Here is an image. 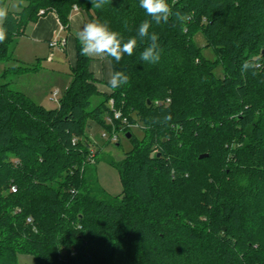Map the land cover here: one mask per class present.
I'll use <instances>...</instances> for the list:
<instances>
[{"label": "trees", "instance_id": "obj_1", "mask_svg": "<svg viewBox=\"0 0 264 264\" xmlns=\"http://www.w3.org/2000/svg\"><path fill=\"white\" fill-rule=\"evenodd\" d=\"M24 1L20 12L7 11L0 62L14 59L15 38L41 10L69 30L77 8L125 41L151 20L139 0L99 9L91 0ZM167 2L168 23L149 29L159 36V62L140 59L149 42L138 40L132 56L113 62L129 82L111 95L98 91L80 45L56 109L1 81L36 68L13 64L0 76V264L20 256L39 264H264V0ZM198 33L214 63L197 47ZM245 61L259 67L244 71ZM113 111L144 125V138L108 124ZM93 124L131 135L132 151L110 162L123 184L119 197L90 168ZM110 144H96V158Z\"/></svg>", "mask_w": 264, "mask_h": 264}, {"label": "rangeland", "instance_id": "obj_2", "mask_svg": "<svg viewBox=\"0 0 264 264\" xmlns=\"http://www.w3.org/2000/svg\"><path fill=\"white\" fill-rule=\"evenodd\" d=\"M18 4H19V0H5L4 9H6V11H18L19 9ZM18 39H16L15 44L11 46L10 52L13 55L15 54L14 58L16 59L20 58V60L22 61V64L19 61L14 62V59L10 61L9 63L5 61L0 62V76L3 74V71L6 67L13 66V64L15 65L19 64V65H23L27 67L37 66V68H39L40 70H39V73H37L36 77H33L35 76L36 73H30L25 78L20 79L22 81L18 80L19 82L14 83V85H12V88L14 90H17V91L20 90L24 92L25 87H28L30 85L34 86L36 80L38 79V82L42 83L40 86H42L44 88V91L47 92L46 93L47 94L46 99L48 101V103L46 104L47 109L48 110L56 109L58 107V103H51L52 102L51 100L54 99V89H55L54 85H56L55 82H57V80L60 78L61 82L71 83L72 81L71 72L68 73V71H66V68H64V65L62 67L58 65L59 66V69H58V68H55L54 64H47L44 60L39 61L37 64V62L35 61L33 62L32 60L26 58L25 50L22 48L23 42L19 43L18 45ZM194 41L197 47L202 49L203 56L207 60L214 63L217 59L215 51L213 48L207 45V41L205 37L203 36V34L202 33L196 34V36L194 37ZM214 73L218 76H222L223 68L220 65H218L215 68ZM54 75L57 76V78L52 77ZM12 80L15 81L14 76L12 74H8L7 78L1 79L2 82H11ZM58 89L60 88L58 87ZM63 91L64 90H62L61 93H63ZM50 96H51V99H50ZM35 99L36 98H34V100ZM35 101H37V99ZM133 118L134 120H136L135 115L133 116ZM102 131L103 130L98 125L93 124L92 128L88 131V135L90 136L91 140L96 141L98 144H104V142L106 141L103 140L102 138V133H103ZM128 131L132 133L133 136L141 140V138L142 139L144 138V132L146 131V128L144 125H142L138 121H135V123H132L128 127ZM132 149H133L132 142L128 138L125 137L124 133H121L120 141L112 143L108 145L106 148H104L98 154L95 164H92L90 166V168L93 170V173L97 175L99 185L101 186V188L111 197L121 196L123 194L124 188H123V184H122L118 169L112 166L110 162L114 161L116 163H119L123 161L125 159L126 154L131 152ZM155 153L156 152L152 154V157L155 155ZM157 177H158V181L160 183L161 189H165L167 187V183H165L159 175H157ZM3 196H7V193L4 192ZM205 230H207V233H209L208 228L205 227ZM224 230H226V227H224ZM18 264H39V263L35 257L20 256L18 259Z\"/></svg>", "mask_w": 264, "mask_h": 264}, {"label": "clouds", "instance_id": "obj_3", "mask_svg": "<svg viewBox=\"0 0 264 264\" xmlns=\"http://www.w3.org/2000/svg\"><path fill=\"white\" fill-rule=\"evenodd\" d=\"M110 0H91L92 6L99 9ZM139 6L145 11L151 20H144L138 27L137 37H132L126 41L122 39L120 33L111 30L107 21L94 20L83 24L78 32V42L80 45V55L105 63L108 68L107 82L101 87L107 92H112L129 82L128 75L123 71L112 70L113 62L119 64L125 55L132 56L139 42L145 39L149 42L140 53V59L150 63H158L162 49L160 47L159 36L156 32H149L154 22L156 25L166 24L173 15L172 8L167 0H139ZM7 17L6 9L0 7V42L6 38V29L3 27ZM97 68V65H93ZM242 70L258 68V64L245 61ZM255 74V73H253ZM166 119H171L170 116Z\"/></svg>", "mask_w": 264, "mask_h": 264}, {"label": "crops", "instance_id": "obj_4", "mask_svg": "<svg viewBox=\"0 0 264 264\" xmlns=\"http://www.w3.org/2000/svg\"><path fill=\"white\" fill-rule=\"evenodd\" d=\"M25 5L26 3L24 0H19L18 11H12V12H20ZM39 14H40L39 19L36 22L29 23L24 33L21 36L15 38V42L16 39L18 38H19L18 45L19 43L23 42L22 48L25 50V57L32 60L33 62L35 61L38 64L39 61L44 60L47 64H54L55 68L58 69H59L58 65H60L61 67L64 65V68H66V71H68V73L72 72V70L77 67V63H78V47H79L78 32L79 29L83 26V24L89 22L88 17L84 12L80 10H74L70 18L69 30H66L61 25L57 15L54 12L52 11L47 12L45 10H41ZM51 42H57L59 43V45L53 48L50 45ZM60 43H64L65 46H60ZM12 56L14 58L15 54L14 55L12 54ZM14 59L16 62L19 61L22 64L20 58L19 59L14 58ZM90 59H91L90 71L94 76L95 86L97 87L100 93L111 95L113 91L107 92L103 90V88L101 87L103 84L107 82V74L109 71L108 66L99 60H94L92 58ZM93 65H97L98 67L94 68ZM30 68H36V70L27 72L26 74L24 73L23 75L20 76H14L15 81L12 80L11 84L14 85V83L22 81L20 79L25 78L30 73H36L35 76H33L36 77L40 69L37 68V66H33ZM112 70H114L113 65H112ZM52 77L57 78V76L55 75ZM41 84L42 83L38 82L37 79L34 86L30 85L24 88V92L20 90L18 92L25 94L26 96L31 98L35 103L47 108L46 107V104L48 103L46 99L47 92H45L44 88L40 86ZM55 84L56 85H54L55 86L54 93L58 92L57 101L53 99L51 100L52 102L50 101L51 103H59L60 98L63 96L64 92L67 90V88L70 85V83L61 82L60 78L57 80V82H55ZM58 87L60 89H58ZM62 90H64L63 93H61ZM34 98H36L37 101H35L36 99L34 100Z\"/></svg>", "mask_w": 264, "mask_h": 264}, {"label": "built area", "instance_id": "obj_5", "mask_svg": "<svg viewBox=\"0 0 264 264\" xmlns=\"http://www.w3.org/2000/svg\"><path fill=\"white\" fill-rule=\"evenodd\" d=\"M75 10H78V9L75 8ZM50 45H51V47L54 48V47L58 46L59 43L51 42ZM60 46H65V45H64V43H60ZM57 96H58V92H55L54 93V99L56 101H57ZM170 102H171L170 100H167L166 103H170ZM110 104H111V106L113 108V104H114L113 100H111ZM157 105H160V103H158ZM113 112H114L113 117H108L107 120H106L108 124H112L113 125L115 121H119V122H122V125L124 127L128 128L130 126L128 120L122 116L121 112H119V111H113ZM102 132H103L102 133L103 140L108 141L110 143L118 142L120 140L121 133H124L123 130L120 131V132H112V133H109L107 131H102ZM91 144L92 145H91V149H90L89 162L92 165V164H95V161H96V152H97L96 144H98V143L96 141H94V140H91ZM12 192L16 193L17 189L15 187H13L12 188ZM28 222L31 223L32 220L28 219Z\"/></svg>", "mask_w": 264, "mask_h": 264}, {"label": "water", "instance_id": "obj_6", "mask_svg": "<svg viewBox=\"0 0 264 264\" xmlns=\"http://www.w3.org/2000/svg\"><path fill=\"white\" fill-rule=\"evenodd\" d=\"M127 138H128V139H131V135L128 134V135H127ZM204 158H208V155H203V156L200 157V159H204Z\"/></svg>", "mask_w": 264, "mask_h": 264}]
</instances>
